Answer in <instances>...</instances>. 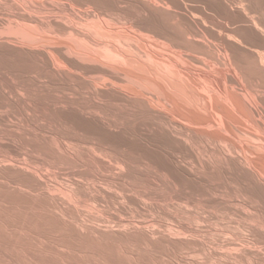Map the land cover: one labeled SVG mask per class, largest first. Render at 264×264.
Returning <instances> with one entry per match:
<instances>
[{
  "label": "bare ground",
  "instance_id": "6f19581e",
  "mask_svg": "<svg viewBox=\"0 0 264 264\" xmlns=\"http://www.w3.org/2000/svg\"><path fill=\"white\" fill-rule=\"evenodd\" d=\"M213 2L215 36L155 0H0V103L42 120L0 141L44 157L0 152V264H152L187 242L193 264H264V19ZM163 189L235 206L245 232L209 247L219 229L145 222Z\"/></svg>",
  "mask_w": 264,
  "mask_h": 264
},
{
  "label": "rangeland",
  "instance_id": "374dc122",
  "mask_svg": "<svg viewBox=\"0 0 264 264\" xmlns=\"http://www.w3.org/2000/svg\"><path fill=\"white\" fill-rule=\"evenodd\" d=\"M156 2H159L158 4H161V6L162 5H164V7L166 8V9H168L167 8V6L168 7H170L171 8V11H176V12H178L179 11V13H181V14H185V15H188V16H193V18H196L198 21H200L201 22V24L204 26V28L207 30L208 29V31H210V33H211V36H215L214 34H217L218 33V31H219V29H218V27L219 26H228V27H231V25L229 24V22H227L225 19H223L222 18V16L220 17L219 16V14H217V12H216V10L214 9L213 10V8H212V5L210 6V4H213L214 2H213V0H155ZM171 1V2H170ZM190 1V2H189ZM245 1V5L247 4H249L251 1H252V4L254 3L255 4V6H256V4H258V8L260 7L261 9L260 10H255V7H254V12L255 11H258L256 14L251 10V11H249V13H250V16H252L253 17V19L255 20V21H258V20H261V19H264V2L263 3H258V1H255V0H243V2ZM63 3L65 2V1H62ZM67 2V1H66ZM66 2H65V6H66ZM162 2V3H161ZM211 2V3H210ZM213 2V3H212ZM249 2V3H248ZM209 3V4H208ZM157 4V3H156ZM251 4V3H250ZM253 4V5H254ZM165 5H167V6H165ZM208 5V6H207ZM210 6V7H209ZM163 7V6H162ZM163 7V8H164ZM257 7V6H256ZM169 8V9H170ZM233 8V7H232ZM74 9V8H73ZM72 9V10H73ZM175 9V10H174ZM262 10V11H261ZM73 11H75V12H77V10H73ZM251 12H253V14L251 13ZM78 13V12H77ZM190 13H192V14H190ZM261 14V15H260ZM166 14H164V18L165 19H167L168 17L166 16ZM198 16V17H197ZM251 17V18H252ZM256 18H258V19H256ZM221 21V22H220ZM219 23V24H218ZM212 28V29H211ZM213 33V34H212ZM240 33V36H243V35H245V33H243V32H239ZM238 33V34H239ZM241 33H242V35H241ZM209 37V36H208ZM210 42H211V37H209V39H208ZM8 108V107H7ZM5 109V110H4ZM9 109V111L6 109V105H4V103H0V113H1V111H2V113L0 114V129L2 128H4L6 125H7V123H6V121H8V125L10 126L11 124H20V126L21 125H23V126H29L28 127V129L29 130H32V129H34V127H33V125L35 124V122L37 123L36 125H40L39 123H41V121L42 120H40V119H36V118H34V120L36 119V121H34L33 122V117H31L30 115H28L27 116V114L26 113H20V112H14L13 110H11L10 108H8ZM9 112H11V113H9ZM19 115V116H18ZM21 115L24 117V118H22L21 117ZM28 117V119H27V117ZM4 117H5V119H4ZM19 117H20V119H19ZM26 117V118H25ZM16 118H17V120H16ZM29 118H31V119H29ZM18 119H19V121H18ZM24 119V120H23ZM2 120V121H1ZM6 120V121H5ZM14 120V121H13ZM23 120V121H22ZM28 122H27V121ZM38 120H40L39 122H37ZM17 121V122H16ZM12 122V123H11ZM22 124H21V123ZM32 122V123H31ZM5 125V126H3V124ZM31 123V124H30ZM34 123V124H33ZM1 124H2V127H1ZM27 124H29V125H27ZM44 124V123H43ZM15 125V126H16ZM35 125V126H36ZM12 126H14V125H12ZM17 127V126H16ZM30 127H32V129L30 128ZM16 130V129H15ZM17 131V130H16ZM18 131H20L21 133H24L23 132V129L21 130V128L20 129H18ZM20 132H18V133H20ZM12 141L11 140H8V139H4V140H1L0 141V152H5V149L8 147L9 148V150H6V152H9V153H11L10 151H12V154H16L17 155V153H18V155H19V160H23V159H25V158H22L21 156H23L24 155V157L26 156V154L28 153V154H30L31 155V153H32V155H33V153H34V155L32 156V157H35V159H37V160H42V159H44V157L41 155V152L38 150H33L31 147L29 148V146H24L23 148L21 147V146H23V145H21L20 143H18L17 144V142H14L15 143V146H14V143H11ZM83 145V147L84 148H81L80 150L82 151V150H84V152H88L87 151V147L88 146H86L85 144H81L80 146H82ZM18 146H20V147H18ZM7 148V149H8ZM18 148H21V149H18ZM24 149H27V150H24ZM30 149H32V150H30ZM4 150V151H3ZM16 150V151H15ZM18 150V151H17ZM23 150V151H22ZM16 153H15V152ZM19 151H21L22 152V154L21 153H19ZM30 151H31V153H30ZM27 152V153H26ZM36 152V153H35ZM40 152V153H39ZM40 154L41 156H38V154ZM37 154V155H36ZM22 158V159H21ZM42 158V159H41ZM160 190H162V189H160ZM183 190H187V189H183ZM183 190H179V191H177V192H175V193H167V191H165L164 189H163V191H159V192H162L164 195H162V193H158V199L157 198H155L156 200H160L161 198L163 199H161V201H156L155 199L153 200V202H155V203H153L155 206V208L154 209H148L147 207L146 208H140V210H142V211H140L139 210V208H138V206L137 207H135V206H132L131 204H129V208H128V204H126L125 203V205H123V207L125 208V212H126V216H129V217H126L125 215H123L122 217H124V218H127V219H129L130 220V217L132 218V217H134V216H136V218L139 220V219H141V217H139V216H143L142 217V220H146L145 222H147V223H152V220L153 221H156V222H158V224L160 223V224H163V222H167L165 225H167V226H169V227H171V226H173V225H175V226H173V227H178L179 225H182L183 227H185L186 225H188V226H186V227H190L191 229H197V228H200V230L203 228L204 229V231L206 230V231H209V232H212L213 234L215 233L216 234V232H218L217 234H221L222 232L223 233H226L228 236H229V239L231 240H236V238L238 237V236H240L241 235V233H238V231L240 232V230H241V232L242 231H244V229L242 230V225L244 224V221H246V220H243L244 218H242L241 219V217H244V216H241V215H243V214H241V210L239 209V212H238V210L235 208V206H224V205H218L217 206V204H214V205H212L211 203V205L208 203V201L210 200V199H208V196H209V198L211 197L210 195H208V196H206V194H204V196H206L207 197V199H206V197H204L203 195L201 196V195H196V194H192L191 192H189L188 190H187V192H185V191H183ZM183 192V193H182ZM177 193H180V194H178V196H174L173 197V195L175 194V195H177ZM191 195V197H188V196H190L189 194ZM169 194V195H168ZM173 194V195H172ZM183 194V195H182ZM192 195H194V197L192 196ZM195 195L197 196V198L198 199H196V197H195ZM160 196V197H159ZM169 196V197H168ZM170 196H172V197H170ZM180 196V197H179ZM165 197V198H164ZM179 197V198H178ZM173 198H174V200H173ZM182 198V199H181ZM187 198V199H186ZM205 198V199H204ZM166 199V200H165ZM194 199V200H193ZM200 199H203V200H200ZM190 200H192L193 202H191ZM207 202H206V201ZM168 203H167V202ZM172 203H171V202ZM185 201V202H184ZM163 202H165V203H163ZM178 202V203H177ZM188 202V203H187ZM194 202H198L197 204L196 203H194ZM201 202H203V203H201ZM130 203V202H129ZM148 203H150V202H148ZM156 203H160L159 205H160V207L158 208V204H156ZM167 203V204H166ZM176 203V204H175ZM183 203V204H182ZM185 203H187V204H185ZM200 203V204H199ZM205 203V204H204ZM208 203V204H207ZM163 204V205H162ZM185 204V205H184ZM189 204V205H188ZM190 204H192V205H190ZM199 204V205H198ZM201 204H202V209H204V210H201V209H199V206H201ZM127 205V206H126ZM130 205L132 206V208L130 207ZM158 205V206H157ZM198 207H197V206ZM204 205H206V206H204ZM209 205V206H208ZM216 205V206H215ZM144 207L143 205H140L139 204V207ZM146 206H148V204H146ZM157 206V207H156ZM167 206V207H166ZM170 206V207H169ZM186 206H188L187 208H186ZM219 206H223V208H221V207H219ZM173 207V208H172ZM180 209H179V208ZM182 207V208H181ZM212 207V208H211ZM214 207V208H213ZM225 207V208H224ZM232 207V208H231ZM126 208H128L129 209V211L126 209ZM138 208V209H137ZM156 208H157V210H158V213L156 212ZM163 208V209H162ZM169 210H168V209ZM216 208V209H215ZM238 208V207H237ZM134 209L136 210L137 209V211H134ZM190 209H191V211H190ZM198 209V210H197ZM211 209V210H210ZM222 209V210H221ZM231 209V211H229ZM232 209H233V211H232ZM133 210V211H132ZM177 210V211H176ZM179 210H181V211H179ZM193 210V211H192ZM236 210H237V212L238 213H240L238 216H239V218L237 219V216H235V215H237V212H236ZM143 212V214H141L140 212ZM147 213H146V212ZM149 211H151V212H149ZM153 211V212H152ZM162 211V212H161ZM168 211V212H167ZM179 211V212H178ZM185 211V212H184ZM199 211V212H198ZM210 211V212H209ZM132 212L134 213L135 212V214L133 215L132 214ZM137 212V213H136ZM220 212L222 213V214H220ZM229 212L230 213H232V214H229ZM129 213H131L132 214V216H130L131 214H129ZM138 213H140L141 215H138ZM148 213H149V215H148ZM155 213V214H154ZM169 213V214H168ZM187 213V214H186ZM205 213V214H204ZM227 214V215H225V214ZM128 214V215H127ZM147 214V215H146ZM181 214V215H180ZM197 214H198V216H197ZM200 214V215H199ZM203 214V215H202ZM216 216H215V215ZM229 214V215H228ZM146 215V216H145ZM173 215V216H172ZM187 215V216H186ZM198 217H196V216ZM211 215V216H210ZM218 215V216H217ZM148 216V217H147ZM155 216H156V219H155ZM162 216V217H161ZM180 216V217H179ZM194 216V217H193ZM202 216V217H201ZM205 216V217H204ZM220 216V217H219ZM235 216V217H234ZM241 216V217H240ZM154 217V218H153ZM157 217H159V218H157ZM176 217H179V218H181L182 217V219H184V218H187V219H184V220H181V219H179V218H176ZM196 218V221L193 219V218ZM210 217H211V219H210ZM229 217H231V218H228ZM144 218V219H143ZM146 218V219H145ZM205 218V219H204ZM208 219V221H209V227L207 226V224L206 223H208V221H206V222H203V223H205V225L204 224H202L201 225V222H200V224H199V222L197 221V219H204V220H207ZM218 218V219H217ZM134 219V220H133ZM137 219H135V217L134 218H132L131 219V221H137ZM158 219H159V221H158ZM161 219V220H160ZM175 219H177V220H175ZM214 219V220H213ZM237 219V220H236ZM149 220L151 221V222H149ZM169 222H168V221ZM171 220V221H170ZM180 220H181V223H180ZM194 221V222H197V224H199V226L198 225H196L195 226V223H193L192 221ZM212 220V221H211ZM219 220H222L223 222L225 221L226 222V224H225V222L223 223L222 221H219ZM227 220V221H226ZM235 220V221H234ZM240 220V221H239ZM241 220H243V222L241 221ZM160 221H163V222H160ZM177 221H179L178 223H177ZM211 221V222H210ZM175 222H176V224H175ZM185 222V223H184ZM218 222V223H217ZM239 222V223H238ZM241 222H242V225H241ZM174 223V224H173ZM190 223V224H189ZM216 223V224H215ZM163 224V225H164ZM171 224V225H170ZM223 224V225H222ZM230 224V225H229ZM233 224V225H232ZM236 224V225H235ZM238 224H240V227H241V229L239 230V227H237V225ZM185 225V226H184ZM190 225V226H189ZM214 225V226H213ZM227 225H229V226H227ZM195 226V227H194ZM204 226H205V228H204ZM223 226V227H222ZM234 226V227H233ZM239 226V225H238ZM193 227V228H192ZM208 228V230H207V228ZM218 227V228H217ZM226 227H229V228H226ZM232 227V228H231ZM210 228V229H209ZM213 228H217L216 230L215 229H213ZM222 228V229H221ZM238 229V231H236L237 229ZM212 229V230H211ZM219 229V231H221V233H219V231H217ZM228 230V231H226V230ZM235 229V230H234ZM231 230V231H230ZM232 230H233V232H232ZM224 231H226V232H224ZM229 232H232V233H235L236 235L237 234H239V235H237V236H233V235H235V234H232V233H229ZM237 232V233H236ZM245 232V231H244ZM221 234L220 235V237H218V235H213V237H211L212 239H210V238H207L206 236H209L210 237V235L209 234H204V235H206L205 237H204V242H206L208 245L209 244H211V245H209V247H211V246H214L215 244H216V241H218V240H220V242H224V243H226V242H228V241H230L229 239H227L228 238V236L227 235H224V234ZM223 236H226L227 238H225L224 239V237ZM232 236V237H231ZM254 236H258V235H254ZM214 237H216V239H214ZM220 238V239H218V238ZM223 237V238H222ZM235 237V238H234ZM255 238H257V237H255ZM207 239V240H206ZM208 239H210V240H212V241H210V240H208ZM221 239H224V241H222ZM206 240V241H205ZM214 240V241H213ZM225 240H228V241H226L225 242ZM260 240H262V239H260ZM210 241V242H209ZM257 241H259V239H257ZM197 242V241H196ZM212 242H214L213 243V245H212ZM220 242H217V243H220ZM263 241H259V243H260V245H262V246H260V247H264V242L262 243ZM188 243V242H187ZM187 243H182L181 244V246H180V244L179 243H177L176 245H177V247H174V251H176L175 253L173 252V255H172V251L171 250H166V249H162L163 251H159L158 253H156V257L157 258H155V262H153L152 264H159V262H160V260H161V262H160V264H162L164 261H165V259H163L162 257H161V259L159 258L158 259V257H160V256H163L164 255V258H167V257H169L170 255V258L168 259H166V263H163V264H169V262L171 263V264H174L175 262H179L180 260H186V261H188L189 263L191 262L192 264H193V261H195L196 259H193V258H196L195 256L196 255H194V254H196L197 252H198V254L199 255H201V254H203V248H204V246L200 243V242H197V244L195 243V242H193V245H192V243L191 242H189L188 244H190V246L191 247H188V244ZM175 245V246H176ZM184 245V246H183ZM198 245V246H197ZM200 245V246H199ZM180 246V247H179ZM187 246V247H186ZM4 246H3V244H0V257H2L3 259H6V258H8L7 256L9 255V253L3 248ZM185 247V249L184 250H186L187 248H190V249H193V251H195L196 253H193L191 250H190V254H187L184 250H182V248H184ZM202 247V249H200ZM176 248V249H175ZM180 248H181V250L182 251H184V253L181 251V253H183V254H181L182 256L181 257H179L180 256ZM212 248H214V247H212ZM2 250V251H1ZM6 251V253H5V251ZM197 250V251H196ZM199 250H202L201 252L199 251ZM165 251V253H163ZM167 251V252H166ZM171 251V252H170ZM1 252H3L2 253V255H1ZM162 252V253H161ZM168 252H170V253H168ZM187 252L189 253V249L187 250ZM200 252V253H199ZM159 253H161V255L159 254ZM167 253V254H166ZM178 253V254H177ZM191 253H193V255H191ZM166 254V255H165ZM178 255V257L176 256V255ZM198 254H197V258L198 257H200L201 258V256H198ZM158 255V256H157ZM168 255V256H167ZM189 255L190 256H193V257H189ZM177 258H181L180 260L179 259H176V257ZM184 256V257H183ZM186 256V257H185ZM6 257V258H5ZM172 257V258H171ZM189 257V258H188ZM202 257H203V255H202ZM186 258V259H185ZM191 258V259H190ZM157 259V260H156ZM173 259H175V260H177V261H173ZM193 259V260H192ZM199 259V258H198ZM170 260H172V261H170ZM156 261H158V262H156ZM168 261V262H167ZM190 263V264H191Z\"/></svg>",
  "mask_w": 264,
  "mask_h": 264
}]
</instances>
